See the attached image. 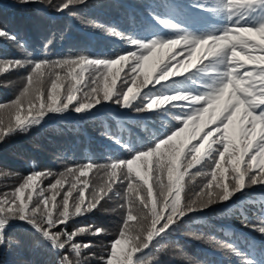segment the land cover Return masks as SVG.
<instances>
[{
	"label": "trees",
	"instance_id": "trees-1",
	"mask_svg": "<svg viewBox=\"0 0 264 264\" xmlns=\"http://www.w3.org/2000/svg\"><path fill=\"white\" fill-rule=\"evenodd\" d=\"M65 2L67 0H52V3L48 5L53 12H57L52 13L42 4H20L18 0H0V28L14 34L20 41L16 43L8 38H0V126H3L5 130L7 126L17 124V115L22 120H28L39 108V100L35 98L37 85L34 83L29 86L27 81L35 63L75 58L81 54L66 55V53L83 51V47L89 44L99 45L98 40L101 38L96 40L94 36L85 35L84 31L76 25L73 17L89 31L100 29V26L109 29L107 32L108 35L110 34L109 42L104 43L105 54L108 56H99L102 59L114 55L118 45L127 40L117 33L130 31L136 33L138 37L135 40L138 41L136 42L138 46L134 49L138 48L136 54H139L144 51L139 46L153 40L164 42L181 37L199 39L210 35H223L225 30L230 29L226 0H95L89 12L93 17L91 23H88L86 19L87 10L85 11L87 15H84L82 11L77 13L86 6L57 11L56 6ZM69 5L78 4L73 2ZM107 10L112 11L113 15L106 14ZM243 12L252 19L253 23L264 24V0H251L243 6ZM125 25L129 28H125ZM130 27H133V30ZM228 44L226 41H221L222 47ZM51 45H56L52 57L50 54H43L45 48ZM258 45L264 47V43L258 42ZM132 46L129 45V47ZM38 50L41 56H38ZM107 51H110V54ZM192 53L189 45L179 44L170 50L159 49L156 55L163 57L165 63H175L182 59L189 60ZM253 53L259 56L264 55V52L259 50ZM260 57L264 61V56ZM222 59L223 57H214L213 64L221 66ZM15 60L24 62L25 66L18 67L8 62ZM130 64H127V67ZM223 67L225 69V66ZM42 71L45 72L42 91L46 102L47 92L51 89L55 73H59L61 78L66 75L64 69L60 68L49 67ZM209 71L208 74L199 72L190 80L174 79L171 81L175 83L173 88L168 87L166 90H161L163 86H166L165 84L147 88L143 94L151 89L150 95L156 97L155 99H158L155 96L158 92L163 95H174L170 91H176L177 95L186 97L199 96L204 94L200 91L214 88L218 82L207 80L206 76L220 75L214 69ZM221 77L217 79L220 80ZM90 100L92 98L86 99L85 102ZM17 101H20L19 107H17ZM107 102L97 104L94 109L96 118L100 120L99 135L105 141L110 139L112 144H116L117 148L109 145L117 153L116 157H110L107 150L99 154L98 145L85 141L81 121L64 116L62 112H47L38 124L29 126L26 131L17 130L10 133L0 142V201L15 199L16 203L23 202L28 209L37 208L34 218L41 223L42 227L47 225L41 218V212L50 211L57 224L49 231L61 232V242L66 239L65 233H76L72 241L66 244L65 249L59 250L50 242H42L41 235L27 220L10 217L9 225L11 226L4 233L7 253L4 254L0 264H62L65 256L71 260V264H107L108 259L111 258L110 245L120 238L119 232L124 230L126 224L129 228L125 235L127 239L147 236V230L151 229L153 220L152 207H156V211L161 213L157 223L159 228L165 217L171 213L173 202L175 200L177 202L183 194L190 196L197 190V194L204 197L210 190L219 191L215 189L216 182L212 181V172L216 171L219 179V170L206 157L201 163L186 168L185 165L191 158L189 152L181 156L179 172L174 174L172 181H169L168 177L162 173H164V166L173 167V165L170 162H159L160 159L149 163H144L143 160L137 162L138 170L141 176H146L147 183L136 175L137 166H134V171L127 179L121 176V170H117V177H111L110 167L107 170L102 167H93L85 169L88 175L81 177L76 188L72 190L69 197V218L61 221L59 213L63 210L62 200L73 181L72 176L65 174L69 163L79 161L80 165L92 162L94 165L110 166L121 160L134 159L135 155L141 151H148L150 148L154 149L155 144L164 139L166 126L161 120L174 121L172 112L155 114L156 111H144L146 103L151 102L145 96L142 97L139 105L133 107V113L124 116L121 120H115L97 112L99 106ZM188 103L207 106L203 102L194 104L189 101ZM68 113L67 111L66 114ZM209 130L211 129H203L201 140H195V145L203 142L202 137ZM130 131L139 140L144 141L138 147L134 145ZM133 146L138 150L122 154L128 148L134 151ZM102 147L109 149L108 145ZM213 147L220 146L213 145ZM161 152L164 153L167 150L162 148ZM254 152L255 147L250 150L245 161H248ZM225 167L231 171V165H225ZM34 171L48 174L37 176L34 183L30 182L31 187L24 189L22 201L16 199L19 196L17 188ZM122 171H127L126 166H123ZM251 171L259 172L260 170L254 167ZM62 173L65 174L63 179L60 175ZM180 175L183 178L176 183L175 177ZM57 179H62L61 184L57 186L59 191L52 188ZM85 180L88 182L86 188L83 185ZM230 180L229 176L223 182L228 183ZM129 183L133 185V188L128 187ZM105 185H111L112 191L108 192L101 201L102 206H97L92 211L81 215H72L79 190L84 191L85 203L82 206L84 207L90 200L91 192L93 190L100 192ZM149 188H152V195ZM193 195L196 196V194ZM29 196L31 200L27 199ZM149 196L157 198L158 203L146 204L144 199ZM45 198L48 199L47 204L44 203ZM160 200H165L166 204ZM186 204L184 202V205ZM114 210L119 211L118 217L107 218L106 213ZM129 212L137 216L138 222L125 220ZM177 215L178 213L173 214L174 224L166 232L177 229ZM191 220H193L192 228L200 231L197 235L201 233L200 235L206 238L201 241L200 237L198 240L209 249L218 248L221 252V255H215L198 247L194 250L192 247L191 258L194 264H234L240 258H247L250 261L249 264H264V234L255 228L245 226V222L256 227L264 225V185H252L243 191L236 192L228 201H220L207 208H200L198 215L192 216ZM81 228L85 231L80 232ZM97 228L103 229V232L96 233ZM134 242L138 243L139 240H129L130 245ZM71 243L81 246L79 255L71 249ZM128 247L130 246H127V250ZM155 249H158L157 244Z\"/></svg>",
	"mask_w": 264,
	"mask_h": 264
},
{
	"label": "snow or ice",
	"instance_id": "snow-or-ice-1",
	"mask_svg": "<svg viewBox=\"0 0 264 264\" xmlns=\"http://www.w3.org/2000/svg\"><path fill=\"white\" fill-rule=\"evenodd\" d=\"M85 3L86 0H67V2L56 6L57 11H62L65 8H69L70 3ZM251 0H244L241 6L250 3ZM20 4H42L48 5L52 3V0H18ZM228 7L231 8V0H229ZM243 30H253V31H264V26L258 27H248L234 25L233 28L224 31L223 35H210L206 38L190 39L188 37H181L180 39L167 40L164 42L153 40L150 43L141 44L139 47L144 49L139 54L131 53L132 59L135 61V65L130 68L131 72H136L137 68L143 71L145 64L155 56L157 50L159 49H172L176 45L181 43V40L185 44L192 48L194 53L192 57V63L181 68L179 71H174L170 64L164 63L163 57L160 58L156 63L153 64L150 72L145 73L143 81L140 82L139 86H145L153 83L152 74L156 72L159 68V76L155 80L156 84L161 81L167 80L169 77L178 76L181 72L188 71V68H194L196 66V55L199 53L205 45L210 44V50L208 55H212L215 58L223 57L222 64H224L225 71L220 80H218L217 85L211 89V91L196 96V97H186L181 95H163L156 93L155 96L158 99H151L150 95L151 89L145 92L143 95L147 100V106L144 111L152 109L157 104L163 105L167 100H183L192 101L194 104H200L203 102L207 104V107H196L193 108L191 113H185L188 116L187 120L182 121L184 127L179 128L178 131L174 132L172 135H168L167 139H161L155 144L154 149L150 148L148 151H141L138 155H135L134 159L121 160L118 163H112L109 165H94L89 162L86 165H78L74 169H66V174L74 177L75 179L71 183V187L68 189L67 193L64 195L62 200L63 210L59 213L61 221L67 220L69 218V197L72 194V190L76 188V183L79 181L80 177H86L88 175L85 169H91L93 167H102L106 170L110 167L111 177H117V170H121L120 174L123 178L127 179L129 174L134 171V166L136 167V175L140 179L147 183L146 176H141L138 170V161L147 162L148 158L154 154L163 155L161 149L167 150V156L169 162L173 167L168 168V179L172 181L174 174L179 172L180 159L184 154L185 148L190 143L191 140H196L200 136V132L203 131L207 123L216 124L217 126L207 131L202 137L201 143L198 145H193L189 150L190 159L187 161L185 167H192L194 164L201 163L202 159L205 157L207 160L211 161L217 170H219V179L217 172H212V181H215V189L219 191L210 190L206 193L207 200L203 201L199 208H207L210 204L217 203L220 201H228L230 197L234 196L236 192L243 191L252 185H264V61H251L248 65H254L251 71H245L241 74L238 69L243 67L245 64L243 60L238 57H233V52L239 53L241 56H250V53L259 50L264 52V47L256 44L255 41L248 39L246 36L241 35ZM235 32V34H230ZM0 38H8L13 42L20 43L17 37L7 32L5 29L0 28ZM231 43L227 46L222 47L221 41H229ZM135 44V41H132ZM239 49V50H238ZM148 54L145 55L144 53ZM257 56V55H252ZM264 56V55H260ZM129 56L119 55V58H113L110 60L105 59H90L87 56H78L74 59H59L56 61H41L34 64L27 77L28 85L31 86L34 83L37 85L35 92L37 93L36 99L41 101L39 108L35 110L31 119L22 120L19 115L16 116L17 124L15 126H7L6 130L3 126H0V142H2L6 136L10 133H14L17 130L26 131L31 125L38 124L40 120L44 117L47 112H65L69 110V106L76 101V91H78L77 85L83 79V72L88 69H94L103 74V79L105 85L103 88L102 96L99 95L98 89L93 88L91 91L95 93L98 98L93 97L89 102H81L78 106H74L72 109L76 113H83L86 110H91L97 104L101 102L111 101L113 103H120L123 107H129L132 105L133 101L136 100V95L133 94V88H128L127 91H122L116 89L117 78L120 77L121 71L123 70V63L128 61ZM9 63H14L18 67H24V62L20 60L8 61ZM243 62V63H241ZM31 63V62H29ZM161 65H163L161 67ZM76 66H82L79 72L76 71ZM119 66V67H118ZM69 68L72 71L69 73L72 76V82L67 89L66 95L63 99L61 97L60 88L63 87L61 83L62 78L59 73H55V79L51 83V89L47 92L46 102L43 101V78L45 72L42 69L46 68ZM111 77L110 84L107 82ZM95 83V80L93 81ZM131 82L135 85L137 83L135 78H131ZM227 97V99H226ZM30 102V101H29ZM20 101H17V107H19ZM31 103V102H30ZM215 109L212 115L209 117L207 122L204 121V114H208L210 109ZM258 110V111H257ZM200 113V119L202 123L195 129L190 138L186 139L182 143H174L176 138L179 137L188 129V125L192 123L195 118V114ZM223 117V119H220ZM219 120V124H217ZM259 129V132L257 131ZM214 133L219 134L214 138ZM255 142V143H254ZM213 145H219L220 147L214 148ZM207 146V150H206ZM255 147V152L252 154L248 161H245V157L248 156L250 150ZM194 153V155L192 154ZM260 160V171L252 172L251 170L256 167V161ZM225 165H231V171ZM243 165V167H242ZM123 166H126L127 171H122ZM162 166V165H161ZM48 173H41L39 171L32 172L23 184L17 188L19 196L16 199L23 198L24 189L26 187H31L32 181L35 180L37 176L47 175ZM200 174V173H197ZM63 179L65 174H60ZM231 177L230 182L225 183L228 177ZM247 177V184L245 178ZM182 175L176 176V183L182 179ZM62 179H57L52 188L59 191L57 188L61 184ZM87 181H83V185L87 187ZM128 187L131 189L133 185L129 183ZM210 187V185H209ZM148 190L151 191L152 188ZM112 191L111 185H105V187L97 192L93 190L91 192V197L88 204L82 207L85 203L84 191L79 190V195L76 197V203L74 204V212L72 215H81L84 212H90L97 206H102L101 201L107 196L108 192ZM111 198V197H109ZM31 200V196L27 198ZM54 199V197H53ZM44 203H48V199H44ZM179 202L176 200L171 205V213L167 215L164 222L160 224L157 228V223L159 221L161 213L156 211V207H152L153 220L151 229L147 230V236L145 238L139 237H128L125 239L126 232L129 230L127 224L124 230L119 232V239H116L111 243V258L108 259L107 264H134V253L142 254L143 249H148L152 245L153 236L161 237V234H166V230L170 229L173 225V214L178 213V217H183L185 215V210L179 208ZM188 211H195L196 208L189 206ZM37 208L28 209L27 206L21 202L16 203V200H3L0 201V244L4 242V233L9 225L10 217H14L19 220H27L36 231L41 235L42 242H50L54 247L59 250H63L70 241H72L73 236L76 233H65L66 239L61 242V232H50L49 229L54 228L57 221L52 218V213L50 211L41 212V218L47 227H42L41 223H38L34 218ZM133 216L129 212L127 219ZM246 227H252L264 234V225L258 227L253 224H248L245 222ZM80 232L85 231L81 228ZM96 233H102L103 229L97 228ZM139 240L138 243H133L126 254L121 245L126 244L129 240L135 241ZM80 245L77 243H71V249L76 251L79 255ZM84 247H89V245H84ZM230 247V246H229ZM123 254V255H120ZM62 264H71V260L65 256ZM135 264H140L139 258L135 260Z\"/></svg>",
	"mask_w": 264,
	"mask_h": 264
},
{
	"label": "rangeland",
	"instance_id": "rangeland-1",
	"mask_svg": "<svg viewBox=\"0 0 264 264\" xmlns=\"http://www.w3.org/2000/svg\"><path fill=\"white\" fill-rule=\"evenodd\" d=\"M95 0H86L85 3L82 4H78V5H69V8L71 7H80V6H86L84 9L78 10L77 13H79L80 11L83 12L84 15L88 14V17H86L87 22L91 23V21L93 22V17L90 15V11L92 10V6L94 5ZM243 0H231V8H228V13L230 14L229 17V21L231 22V24L234 25H240V26H248L251 27L250 18H243V15L240 14L239 12V4L240 2ZM71 4V3H70ZM229 5V2H228ZM47 7V10H49L52 13H57V12H53L51 10V8L49 7V5H45ZM87 10V14L85 13V11ZM61 12V11H60ZM109 13L110 15H113L112 11L107 10L106 14ZM74 22L76 23V25H78L84 32L85 35L88 36H94L96 37V40L99 41V45L93 46V44H89V45H85L83 47V51L79 50V51H73V52H67L66 55H69L71 53H79L83 56H87L90 59H102L99 56H108L106 55V47L104 45L105 41L106 43L109 42V36L108 35V30L106 27L100 26V29H97L95 31H89L87 29L84 28V25L79 23L77 21V19H75L73 17ZM258 26H264V25H258ZM125 28H129V26L125 25ZM133 30V27H130ZM114 32V31H111ZM249 33H251L250 35H246V37L250 40H253L256 42H262L264 43V36L259 35V33L261 31H253V30H248ZM117 33V32H115ZM119 35H121L124 39L119 45L118 48L114 50V55L110 56L109 58H106L105 60H110L113 58H119V55H126L129 56L128 61L123 63V70L121 71L120 77L117 78V82H116V87H118V90H122V91H127L128 88H133V94L136 95V100L133 101L132 105L129 107H123L121 106L120 103H113V102H107L104 103L102 106H99L98 108V113L100 114H104L107 115V117L109 118H113L115 120H121L124 118V116H129L133 113V107L136 105L140 104V101L142 100L143 95V91L147 88H154V87H158L161 84H165L166 86H163L161 88V90H166V88H173V86L175 85V83H171V80L174 79H184V80H190L191 78H194L195 76H197V74L199 72H207L209 69L215 68L216 70L221 72V75H223L225 69L223 68L224 64H221V66H214L211 60V56L208 55L209 53V47L208 45H205L204 48L199 52V53H195L196 55V66L194 68H188V71L186 72H181L180 75L178 76H172L169 77L167 80L165 81H161L159 84L155 83V80L158 78L159 76V68H157L156 72L152 74V79H153V83L149 84V85H145V86H139L140 82L143 81L144 79V75L147 72H150L152 69V66L154 63H156L158 60H160V57H158L156 54L155 56L152 57V59L150 61L147 62V64H145L143 71H141L139 68H137L136 72H131L130 68L132 66L135 65V61L132 59L130 52L132 53H136V50L138 49H134L136 48V46H138V43L133 44L132 41L138 42L137 40H135L136 37H138V35L136 33L133 32H124V33H117ZM230 34H235V32H232ZM242 35V33H241ZM112 36V35H111ZM131 36V37H130ZM115 38V37H113ZM228 43H231V39L229 41H227ZM180 44H185L184 41L182 40ZM129 45H133L132 47H129ZM187 45V44H185ZM210 46V44H209ZM56 45H51L49 47H46L45 51L43 52L46 54H50V56L52 57L54 55V49H55ZM239 50V49H238ZM110 51H107V53ZM38 56H41V52L38 50ZM148 53H146L147 55ZM245 54H251L250 53H245ZM194 53H192V56L190 57L189 60L187 59H182L181 61H177L175 63H167L170 64L173 68L174 71H179L181 68L185 67L186 65L191 64L192 61V57H193ZM253 55H257V56H252V54L250 56H241L239 55L238 58L243 60L244 62V66L239 68L238 71L243 74L245 71H251L254 67V65H248L249 62L251 61H263L261 59V57L259 56V54H253ZM76 58V57H75ZM69 59H74V58H69ZM241 62V63H243ZM131 63V64H130ZM165 63V62H164ZM127 64H130L127 67ZM163 65H161L162 67ZM82 66H76V71L79 72L81 70ZM119 67V66H118ZM72 70L69 68H65L64 69V74L66 76L62 77V81L61 83L63 84V87L60 88V92H61V97H63L64 95H66L67 93V89L70 85V82H72V76L69 75V73ZM131 78H135L137 83L134 85L131 82ZM218 77L215 78L216 81H218L217 79ZM95 80V83L93 82ZM109 84L111 82V77H109V80L107 81ZM105 85V81L103 79V74L97 70L88 68L83 72V79L81 80V82L77 85L78 91H76V96L77 99L76 101H73V104L69 106V110H67L69 113L66 114L67 111L62 112L61 114H63L64 116H69L72 118H77L79 121H81L82 123V134L84 136V139L86 142H89L90 144H96L100 147L99 150V154L104 151L107 150L108 154L110 157H116L117 153L115 151H113V147H116V144H112L111 140H107L105 141L102 136H100V120L96 118V110L91 109V110H86L83 113H76L75 111H73L72 109L74 108V106H78L79 103L81 102H85L86 99L88 98H92L96 97L98 98V96H96L95 93H92V89L96 88L98 89L99 95L102 96L103 94V88ZM211 91V89H209L208 91H205V93ZM202 91H200L201 93ZM160 93V92H158ZM170 93H174V95H177L176 91H170ZM162 94V93H160ZM156 97H152V99H155ZM227 99V97H226ZM43 101L45 102V98L43 99ZM189 101H183V100H167L164 102L163 105L157 104L156 106H154L152 109H148V112H152V111H156L155 114H169V112H172L174 115V121H170V119H165V120H161V122L166 126L165 129V135H164V139H167L168 135H172L174 132L178 131L179 128L184 127V123L182 121L187 120L188 116L185 115V113H191L193 108L196 107H201L202 105H191L190 103H188ZM41 101L39 100V104L38 106H40ZM120 104V106L118 107V105ZM145 104V103H144ZM147 104V103H146ZM147 105H145L146 108ZM205 107V106H203ZM165 108V109H164ZM214 108L209 110L208 114H204V121L203 122H207L209 117L212 115V113L214 112ZM201 114L200 113H196L195 114V121L194 119L192 120V123H190L188 125V129L182 133L179 137L176 138V141H174V143H182L183 141H185L186 139L190 138L191 135L193 134V132L195 131V129L202 123L201 119H200ZM222 119V118H220ZM174 122V123H173ZM217 124H219V120H217ZM217 125L216 124H212V123H207L206 126L204 128H209V129H214ZM257 131L259 132V129H257ZM202 132V131H201ZM201 132H200V136L197 137L196 140H201ZM130 134L132 136V140L133 143L136 147H138L140 144H142L144 141L143 140H139L133 133L132 131H130ZM143 134V133H142ZM218 136L219 134L214 133V137ZM55 136V135H54ZM53 136V137H54ZM125 140V139H122ZM150 140V138H149ZM255 143V142H254ZM104 145H108L109 149L103 148L102 146ZM112 145V146H109ZM128 145H132L131 143H128ZM195 145V140H191L190 143L187 145V147L185 148L184 153H188L189 150L192 148V146ZM135 146H133L134 151H131L129 148L127 151L123 152L122 154H129L131 152H135L138 149H135ZM167 152H164L163 155L160 154H154L153 156L149 157L147 162L144 161V163H149L151 161H157L158 159L159 162H163V163H167L169 162L168 156L166 155ZM80 165L79 161H73L72 163L68 164V168H75L76 166ZM260 160L258 159L256 161V167L257 169L260 170ZM168 168L169 166H164L163 170L164 173H162L165 177H168ZM66 174V172H65ZM73 180L75 179L74 177H72ZM81 180V177L79 178V181ZM247 180V178H246ZM36 181V179L34 181H32L31 183H34ZM77 181V183L79 182ZM76 183V184H77ZM185 186V184H184ZM218 191V190H215ZM193 194H196V196H194ZM191 196V197H190ZM190 196L183 194V196L177 201L179 202V207L183 208L185 210V215L183 217H178L177 215V229L174 230H170L168 231L166 234L162 235L161 237H153L152 240V245L150 246V248L148 249H143V253L142 254H138V253H134V264H135V258L136 257H140L139 262L140 264H194V260L191 258L193 255L191 253V248L193 247L194 250L196 249V247L203 249L205 251H208L212 254L215 255H221V252L218 248H214V249H209L207 246L203 245L202 242H200V240H198L201 237V241L205 240L206 238L204 236H201L200 234L197 235L200 231L197 229H193L192 228V223L193 220H191L192 216L198 215V209H200L198 207V205H200L203 201L207 200V195L202 197L201 195L197 194V190H195ZM161 202H163L164 204H166L165 200H160ZM144 202L146 204H157L158 203V199L155 197H146L144 199ZM184 202L187 203L186 205H184ZM214 204V203H213ZM212 205V204H210ZM209 205V206H210ZM192 206L193 208H196L195 211H188V207ZM208 206V207H209ZM118 210H114L112 212H108L106 213L107 218H117L118 217ZM247 215V214H246ZM250 216V215H249ZM129 219H131L132 221L130 222H138V218L137 216H131L129 217ZM125 220L129 221L127 218H125ZM174 224V223H173ZM10 225H8L7 228H9ZM172 226V225H171ZM6 228V229H7ZM194 233H196V237H194ZM125 239H127V236H125ZM157 244L158 249H155V245ZM215 246H219L220 244H213ZM127 246H132L128 243L121 245V247L124 249V253L126 254L128 252L127 250ZM6 244L5 241L0 244V261L3 259L4 254L7 253L6 251ZM129 248V247H128ZM242 254V253H241ZM122 255V254H120ZM243 256V254H242ZM197 262V261H196ZM198 263V262H197ZM250 261L247 258H240L238 260H236V262L234 264H249ZM201 264V263H198Z\"/></svg>",
	"mask_w": 264,
	"mask_h": 264
},
{
	"label": "clouds",
	"instance_id": "clouds-1",
	"mask_svg": "<svg viewBox=\"0 0 264 264\" xmlns=\"http://www.w3.org/2000/svg\"><path fill=\"white\" fill-rule=\"evenodd\" d=\"M251 33H249L248 32V30H243L242 31V35H244V36H246V35H250ZM259 35H261V36H264V31H261L260 33H259ZM240 54L239 53H236V52H233V57L235 58V57H238Z\"/></svg>",
	"mask_w": 264,
	"mask_h": 264
}]
</instances>
